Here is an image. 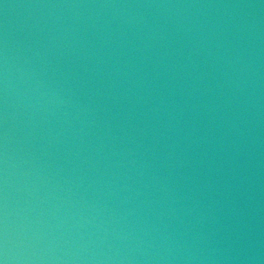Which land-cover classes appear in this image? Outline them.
Returning <instances> with one entry per match:
<instances>
[{
  "label": "water",
  "instance_id": "water-1",
  "mask_svg": "<svg viewBox=\"0 0 264 264\" xmlns=\"http://www.w3.org/2000/svg\"><path fill=\"white\" fill-rule=\"evenodd\" d=\"M0 264H264V0H0Z\"/></svg>",
  "mask_w": 264,
  "mask_h": 264
}]
</instances>
